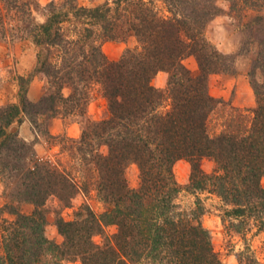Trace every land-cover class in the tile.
I'll return each mask as SVG.
<instances>
[{
    "label": "trees",
    "instance_id": "trees-1",
    "mask_svg": "<svg viewBox=\"0 0 264 264\" xmlns=\"http://www.w3.org/2000/svg\"><path fill=\"white\" fill-rule=\"evenodd\" d=\"M160 1L162 10L154 0H104L93 7L50 2L37 22L36 0H0V41L29 40L36 48L33 69L17 78L18 103L0 107V175L12 183L15 202L0 208L2 264H222L200 221L199 200L191 209L177 203L183 188L173 168L182 159L191 169L186 191L221 198L237 233L251 222L264 233V44L248 73L255 97L249 122L231 116L211 135L209 120L220 101L210 93V77L234 69L233 55L219 51L205 33L220 13L218 0ZM228 1L232 10L264 6V0ZM128 39L137 46L118 60L102 51L101 42ZM189 57L195 70L184 64ZM160 72L168 74L165 89L152 84ZM39 73L47 92L31 102L28 87ZM95 89L108 117L87 119L79 138L66 142L81 178L39 158L33 144L11 131L22 116L35 128L38 115L83 117ZM203 160L215 164L213 172L203 170ZM130 164L139 170L134 189L125 176ZM91 188L103 212L83 205L71 221L58 216L63 241L49 240L47 201L68 205ZM22 203L33 205L30 214L19 210ZM238 264L257 259L246 248Z\"/></svg>",
    "mask_w": 264,
    "mask_h": 264
},
{
    "label": "rangeland",
    "instance_id": "rangeland-1",
    "mask_svg": "<svg viewBox=\"0 0 264 264\" xmlns=\"http://www.w3.org/2000/svg\"><path fill=\"white\" fill-rule=\"evenodd\" d=\"M37 1V0H36ZM65 0L55 3H62ZM81 5L80 0H75ZM99 3L104 0H97ZM158 9L162 10L163 4L160 0H154ZM38 3V2H37ZM34 12L37 22H42L45 17L44 6L39 5ZM217 6L220 13L216 15L206 26L207 39L222 53L233 55L234 69L229 73L215 74L210 77L209 86L211 95L218 99L215 111L209 120V132L215 135L224 130L227 119L231 116L240 115L245 123L249 122L252 109L255 106V97L250 85L248 76L251 63L258 56L262 44H264V6L261 8L231 9V3L228 0H218ZM87 7V6H86ZM137 46L135 39L126 41H104L101 42L102 51L112 61L118 60L126 48ZM24 54V55H23ZM27 54L35 55L36 48L29 40L22 41H0V107L9 104L18 103L19 84L18 76H27L34 67L33 62L27 58ZM186 67L191 70L197 68L194 58L189 57L184 61ZM168 74L165 72L158 73L152 80V84L158 89H165ZM36 83L41 87V96L47 92V82L43 74L39 73L34 76ZM67 94V91L65 92ZM6 100V101H5ZM30 100V99H29ZM34 102V101H31ZM37 102V101H36ZM108 117V110L105 99L99 91L95 89L92 93L91 101L87 108V113L82 117L72 116L63 119L66 124L72 122L79 125V134L77 137H70L67 133L60 135L50 134V120L44 115L36 116V126L28 118L22 116V122L26 121L30 129L25 132H33L34 139H26L24 132H20L21 123L14 124L12 132H17L19 137L29 144H33L37 156L41 159L57 161L62 163L77 178H81L77 166L78 160L72 159V154L67 151V140L78 139L81 133L82 124L89 119L99 121ZM37 146V147H36ZM202 168L205 172L211 173L215 169V164L209 160H203ZM174 175L178 184L183 188L177 198V203L181 207L191 209L199 200L204 209L201 216L202 225L208 230L214 251L218 254L222 264H238V254L249 248L257 259V264H264V233L257 231L256 224L251 222L243 231L237 233L233 224L237 221L230 220L225 216V206L217 195L210 192L191 193L185 190L190 176V164L182 159L175 163ZM125 176L129 188L134 189L139 184V170L135 164H130L125 170ZM264 188V177L261 180ZM12 183L8 182L0 175V208L5 204L12 203L10 196ZM15 204V202H13ZM83 205H89L96 213L101 214L104 210L103 203L97 197L96 191L91 188L85 194L79 192L70 204L64 205L56 198L47 201L46 208L47 225L45 227L46 237L55 242L61 243L63 238L59 235L55 220L58 216L66 221L75 219L76 213ZM17 207L24 214H30L33 205L29 203L18 204ZM2 217L9 218L6 213ZM112 233L114 227L107 228ZM3 262V250L0 245V264ZM63 264H79V262H64Z\"/></svg>",
    "mask_w": 264,
    "mask_h": 264
},
{
    "label": "crops",
    "instance_id": "crops-1",
    "mask_svg": "<svg viewBox=\"0 0 264 264\" xmlns=\"http://www.w3.org/2000/svg\"><path fill=\"white\" fill-rule=\"evenodd\" d=\"M61 0H37L38 4L41 6L47 5L50 2H57ZM81 4L83 6L87 7H93L97 4H99L100 1L97 0H80ZM24 55V54H23ZM27 58L31 55L27 54ZM35 58V55L31 56L29 60L33 62V59ZM35 61V60H34ZM36 79H33L28 87L27 96L30 101H38L41 98V87L37 85L35 82ZM6 101V100H5ZM30 129V125L28 126L27 122H22V125L20 127V132H24L25 136L28 137L26 139L32 140L34 139L33 132L30 131V134L25 132V130ZM50 134L56 136L60 135L61 133H67L70 137H77L79 134V125L77 123L72 122L71 124H66V122L63 119L60 118H54L50 121V127H49ZM37 147V146H36Z\"/></svg>",
    "mask_w": 264,
    "mask_h": 264
}]
</instances>
